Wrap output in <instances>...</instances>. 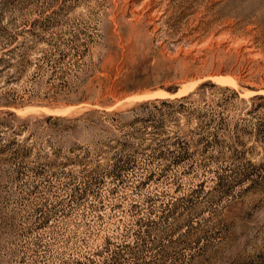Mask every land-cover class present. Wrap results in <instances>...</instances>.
Instances as JSON below:
<instances>
[{
	"label": "rangeland",
	"instance_id": "1",
	"mask_svg": "<svg viewBox=\"0 0 264 264\" xmlns=\"http://www.w3.org/2000/svg\"><path fill=\"white\" fill-rule=\"evenodd\" d=\"M0 264H264V0H0Z\"/></svg>",
	"mask_w": 264,
	"mask_h": 264
},
{
	"label": "trees",
	"instance_id": "2",
	"mask_svg": "<svg viewBox=\"0 0 264 264\" xmlns=\"http://www.w3.org/2000/svg\"><path fill=\"white\" fill-rule=\"evenodd\" d=\"M167 91L174 93L176 91V89H167ZM260 97H262V95H260ZM188 96H182L180 98H175V99H159V102H161L163 105H170L172 104L174 101H182L184 99H187Z\"/></svg>",
	"mask_w": 264,
	"mask_h": 264
}]
</instances>
